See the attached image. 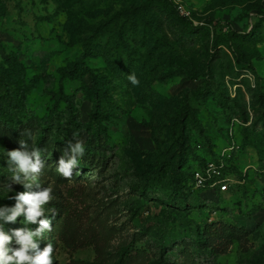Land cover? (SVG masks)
<instances>
[{"label": "rangeland", "instance_id": "374dc122", "mask_svg": "<svg viewBox=\"0 0 264 264\" xmlns=\"http://www.w3.org/2000/svg\"><path fill=\"white\" fill-rule=\"evenodd\" d=\"M171 1L0 0V151L42 149L54 264H264V0Z\"/></svg>", "mask_w": 264, "mask_h": 264}, {"label": "clouds", "instance_id": "9594fccd", "mask_svg": "<svg viewBox=\"0 0 264 264\" xmlns=\"http://www.w3.org/2000/svg\"><path fill=\"white\" fill-rule=\"evenodd\" d=\"M133 86H138L140 81L135 73L127 76ZM32 141L30 133L27 134ZM75 143L68 142L67 148L63 150L59 159L57 172L64 178L71 179L72 169L79 165L80 160L85 155V145L82 140L77 139L73 133ZM20 148L16 150L0 151V156L6 157V163L11 172V185L19 184L25 189L33 186L36 191L16 192L8 199L15 201L12 206H0V264H54V248L48 244L42 251L39 250L38 241L44 238V234L51 230L50 222L46 218V208L52 200L51 188L42 187L40 176L45 167L44 160L41 159L42 149L21 139ZM31 149V150H29ZM18 217H23L20 221L23 225L38 224L34 230L29 227L7 230L6 225L15 224ZM13 241L16 246L13 247ZM35 254H32V253Z\"/></svg>", "mask_w": 264, "mask_h": 264}, {"label": "trees", "instance_id": "16d2710c", "mask_svg": "<svg viewBox=\"0 0 264 264\" xmlns=\"http://www.w3.org/2000/svg\"><path fill=\"white\" fill-rule=\"evenodd\" d=\"M158 2H160L161 3V5H169V6H173V7H175L176 8V6L174 5V3L171 1V0H157ZM179 18L180 19H182V20H184V21H186V23H187V29L188 30H194V29H196L194 26H193V24L191 23V22H189L187 19H185L183 16H180L179 15ZM201 90V89H200ZM232 231H230V233H231ZM208 238V237H207ZM121 254H123V252L121 253Z\"/></svg>", "mask_w": 264, "mask_h": 264}, {"label": "built area", "instance_id": "2783aa9c", "mask_svg": "<svg viewBox=\"0 0 264 264\" xmlns=\"http://www.w3.org/2000/svg\"><path fill=\"white\" fill-rule=\"evenodd\" d=\"M196 175H197L198 182L199 183H203V178H202L201 174L200 173H197Z\"/></svg>", "mask_w": 264, "mask_h": 264}]
</instances>
